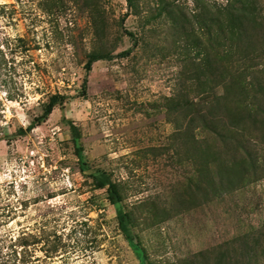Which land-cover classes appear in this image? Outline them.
Returning <instances> with one entry per match:
<instances>
[{"label": "rangeland", "instance_id": "1", "mask_svg": "<svg viewBox=\"0 0 264 264\" xmlns=\"http://www.w3.org/2000/svg\"><path fill=\"white\" fill-rule=\"evenodd\" d=\"M242 1L252 61L204 67L226 0H0V264H264V0Z\"/></svg>", "mask_w": 264, "mask_h": 264}, {"label": "trees", "instance_id": "2", "mask_svg": "<svg viewBox=\"0 0 264 264\" xmlns=\"http://www.w3.org/2000/svg\"><path fill=\"white\" fill-rule=\"evenodd\" d=\"M227 4L224 6H221V8L218 9L217 14H211V13H202L201 19L204 23V28L206 31V40L208 43H210V48L208 50H203L204 52V61L207 66V63L209 62H219L220 64H223L225 62V66H228L229 64L233 65V61L231 59L234 58L235 54L239 55L242 61H245L246 58H248V52L249 55L254 54L257 52V50L248 51L246 46H243L245 44L246 38H250L248 34V30L246 29L247 24H251L253 22V17L250 16V12H248L247 5L242 0H226ZM129 9L132 11H135L137 5L136 0H127ZM242 5L240 8H238L237 5ZM162 6L165 7V10L159 9V11H169V7L171 6L170 3H164L162 2ZM176 20V19H175ZM181 22H177L176 20V26L181 25ZM239 28L241 31L240 35V46L235 50L234 46V37H235V30ZM98 59V56H93L86 64V69L90 70L92 67V64L95 60ZM100 59V58H99ZM252 60H246V62H249ZM260 62H257L259 64ZM261 64V63H260ZM245 65H248V63H245ZM256 67V66H255ZM264 67V64H263ZM254 66H248L245 67L242 71H247L249 69H253ZM247 83H244L243 86H246ZM234 86V85H233ZM220 99V98H219ZM220 101V100H219ZM60 102V97L53 96L51 98V102L48 105L49 107L45 111V115L48 116L53 111L54 107ZM217 107V106H216ZM251 107V106H248ZM259 110H261L259 108ZM264 112V110H261ZM97 186L99 188H106L109 191V194L111 195V200L115 204L119 201L118 192L115 184L110 180V178H96ZM122 215V214H120Z\"/></svg>", "mask_w": 264, "mask_h": 264}]
</instances>
